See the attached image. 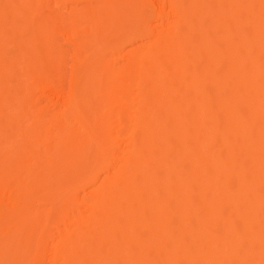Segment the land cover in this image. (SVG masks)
<instances>
[{
	"label": "bare ground",
	"instance_id": "obj_1",
	"mask_svg": "<svg viewBox=\"0 0 264 264\" xmlns=\"http://www.w3.org/2000/svg\"><path fill=\"white\" fill-rule=\"evenodd\" d=\"M0 264H264V0H0Z\"/></svg>",
	"mask_w": 264,
	"mask_h": 264
}]
</instances>
